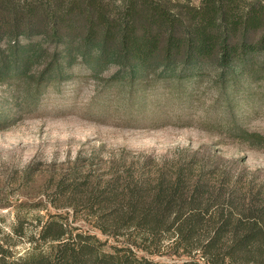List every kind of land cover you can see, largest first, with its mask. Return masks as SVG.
Masks as SVG:
<instances>
[{"label": "trees", "instance_id": "16d2710c", "mask_svg": "<svg viewBox=\"0 0 264 264\" xmlns=\"http://www.w3.org/2000/svg\"><path fill=\"white\" fill-rule=\"evenodd\" d=\"M191 4L0 0V81H20L50 51L40 75L44 83L62 77L79 59L95 73L117 67L113 78L127 82L130 102L149 75L181 86L209 68L224 102L239 92L251 97V83L264 81V0ZM229 130L248 146L264 148V135L236 124ZM164 163L149 173L118 168L90 183L94 226L125 236V244L100 249L94 235L69 231L61 214H49L29 238L30 253L9 259L0 241V264H264L263 188L241 184L240 177L203 158ZM134 248L199 253L202 261L153 260Z\"/></svg>", "mask_w": 264, "mask_h": 264}, {"label": "rangeland", "instance_id": "374dc122", "mask_svg": "<svg viewBox=\"0 0 264 264\" xmlns=\"http://www.w3.org/2000/svg\"><path fill=\"white\" fill-rule=\"evenodd\" d=\"M49 57L50 51L18 82L0 81V241L9 259L30 253L29 238L49 214H61L69 231L94 235L100 249L125 244V236L96 229L87 199L90 183L118 168L149 173L162 162L194 156L264 190V148L248 146L229 130L236 124L264 135L263 80L251 83V97L239 92L227 103L210 68L181 86L155 73L130 102L127 82L113 78L114 66L95 73L77 59L62 77L44 83ZM134 249L153 260L202 261L199 253Z\"/></svg>", "mask_w": 264, "mask_h": 264}]
</instances>
